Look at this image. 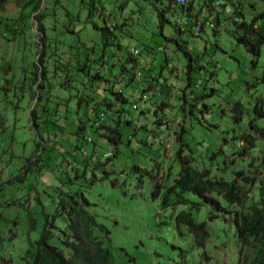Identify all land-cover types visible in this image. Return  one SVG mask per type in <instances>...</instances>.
Segmentation results:
<instances>
[{
    "label": "rangeland",
    "instance_id": "obj_1",
    "mask_svg": "<svg viewBox=\"0 0 264 264\" xmlns=\"http://www.w3.org/2000/svg\"><path fill=\"white\" fill-rule=\"evenodd\" d=\"M46 2L43 0L42 9ZM99 4L104 6L105 18L100 19V14H97L99 17L92 19L89 14L94 7L91 0H61L53 10L55 13L69 10L85 29L81 43L97 44L96 60L89 63L87 72L102 71L114 82L117 78L119 89L116 91L130 96L134 108L146 110V114L134 111L135 125L141 130L127 144V134L134 128L127 129L124 133L126 144L119 145V153L115 156V146L108 143L102 131L88 128L85 138L80 140L56 131L59 126L73 129L75 114L79 110L76 100H72L73 97L70 99V94L61 93L63 90L59 85L64 80L63 74L58 76L56 73L60 78L56 86L52 85L56 94L52 89L51 92L47 89L44 93L38 91L35 99L32 98L36 88L30 86V74L24 67L30 62H38L41 56L38 51L42 47L33 48V42L40 41L35 20L37 13L35 11L31 15L26 32H21L19 37L8 42L2 35L10 36L12 33L9 29H17L14 19L18 17L19 9L12 0H6L0 9V18L3 17L0 26V68L12 67L2 70L3 73L0 71V264H25L22 256L29 246L27 240L39 236L45 220L44 213L51 216L57 214L62 190L66 193L78 190L88 197L91 202L88 210L96 215L111 237L106 245L112 251L114 264H236L241 246L235 235V224L227 222L229 219L225 221L223 213L212 219L215 211L209 205L193 211L195 220L207 222L209 230L206 245L198 247L192 233L185 226L176 224L174 216L182 208L164 209L163 195L154 196V190L158 176L159 179H166L170 168L173 170L171 177L180 170L181 164L174 156V131L181 123L188 127L192 123L195 125L188 141L190 147L201 153H195L197 166L211 168L214 175L220 173L227 179H230L233 168L244 166L242 161H238L231 165L230 170L223 171L224 157L218 154L212 159L209 147L213 145L215 150L220 147L225 132L233 128V104L241 101L251 108L254 98L263 92L261 82L257 81L264 73V49L262 57L255 60L246 47L237 42L233 22L235 18L251 22L253 16L264 9V2L227 0L226 8L217 6L210 10L196 0L193 13L198 20L217 22L219 18L220 25L217 30L209 25L203 26L201 35L195 32L193 35L189 32L183 34L180 39L184 43L182 47L165 40L161 33L158 13L167 8V0H101ZM236 6L241 8L243 18L232 16ZM166 17L173 22L179 20L172 12L167 13ZM198 20L197 24L200 23ZM97 22L102 27L105 23L118 24L120 28L116 34L122 47L104 49L100 32L93 28L92 23ZM183 24V29L187 30L186 17ZM164 28L163 34L166 36L173 32L169 24ZM149 45L161 48L156 55L140 53L143 47ZM155 50L151 49V52ZM129 54L139 57L141 63L145 62L153 70L155 80L149 82V77L138 76L134 82L128 83L127 75L125 80L120 77L118 61ZM45 61L46 66L39 65L40 71L48 68L53 60ZM109 69H112L111 73H108ZM51 71L50 66L47 77L52 84ZM78 91L80 96L87 95L88 87ZM46 96H49L48 101ZM58 96L65 97L63 103ZM163 103L168 107H163ZM191 107L193 114L190 113ZM35 108L39 114L36 123L31 119ZM56 108L59 109L58 114ZM81 109L82 113L85 105ZM60 116L63 120L53 123ZM45 120H48V124ZM201 122H209L211 126L203 129ZM41 123H45L47 133L69 139L61 148L57 147V143L50 142L58 150L50 151L51 160L47 162L36 157L33 159L40 142L38 124ZM166 124L172 127L170 136L165 131ZM143 139L149 143L146 146H152L151 151L140 150L137 140ZM44 146L47 152L50 146L46 142ZM224 148L227 150L228 146ZM40 154L44 156L47 153L42 149ZM110 156L112 160L105 164L103 160ZM86 159H89V164L83 163ZM97 159L101 163L96 167ZM133 163L141 164L145 169L136 170L132 168ZM42 165L46 167L42 168ZM85 166L88 167L84 175ZM74 168L76 171L80 169V178L74 179ZM111 168L115 172L113 169L108 172ZM67 175L73 180L65 183L63 177ZM189 196L193 201H198L196 197ZM220 200L224 207H229L224 199ZM31 214L37 220V228L32 232L29 230ZM55 219L58 224L64 223L62 216L58 215Z\"/></svg>",
    "mask_w": 264,
    "mask_h": 264
},
{
    "label": "trees",
    "instance_id": "obj_2",
    "mask_svg": "<svg viewBox=\"0 0 264 264\" xmlns=\"http://www.w3.org/2000/svg\"><path fill=\"white\" fill-rule=\"evenodd\" d=\"M100 1L91 0L94 7H92L89 14L92 19L99 14L100 19L105 18L103 14L104 6L99 4ZM167 1L169 3L167 8L158 13L161 33L165 40L182 47L184 46L183 41L180 40L182 35L187 32L193 35L197 27L198 17L193 13L196 0H188V3L184 5H177L176 0ZM262 1L264 2V0ZM5 2L6 0H0V9L3 8ZM12 2L19 9L18 17L14 19V24L18 30L10 28L9 31L12 35H2L8 42L19 37L21 32H26L31 15L35 11L37 13L35 20L40 41L38 43L34 41L33 48L41 46L42 50L38 51L41 56L38 62H30L29 65L24 67V70L30 74V86L36 88L32 98L35 99L38 91L44 93V90L48 89L47 91L51 92V89L53 90L52 85L56 86L60 81L58 76L63 74L64 80L59 85L63 90L61 93L70 94V99L73 97L72 100H76L79 111L75 114L76 118L72 124L73 129L68 128V126L66 128L59 126L56 131L59 130L60 135H73L78 140L85 138V131L88 128L102 131V134L107 137L108 143L115 146L113 153L115 156L117 152L119 153V145L126 144L124 141L125 131L134 128L133 131L128 133L129 135L127 134V144H129L131 142L130 138L136 136L141 130L135 125L134 111L139 110L140 113L146 114V110L138 107L134 108L130 96L124 95L122 91H116V89H119L117 78L114 82L112 79H108L109 75L102 73V71L87 72L89 63L96 60L94 54L97 52V44L92 46L89 42L81 43L85 29L80 25L78 17L72 16L69 10H65L64 13H55L53 8L59 2L61 3V0H47L43 9V0H12ZM66 5L70 8L69 4ZM203 5L210 10L216 8L207 3ZM220 6L226 8L227 0H224V4ZM169 12L182 15V25L168 19L166 14ZM232 14V16L239 15L243 18L239 6L235 7ZM185 17L188 31L183 29V19ZM207 21L209 19L202 22L203 26ZM213 23L217 30L220 25L219 18L217 22ZM233 23L237 42L243 44L255 60H258L260 56L262 57L264 49V9L256 13L251 22L239 21L235 18ZM2 24L3 17L0 18V26ZM92 24L94 30L101 34L104 49L114 46L122 47L119 35L116 34V31L120 28L118 24L105 23L104 27L100 26L98 22ZM166 24L171 25L173 29V32L168 36L163 34ZM91 35L95 36L94 33H91ZM160 48L161 46L153 47L149 45L143 47L140 53H154L156 55ZM151 49L157 50L151 52ZM138 58L134 57L133 54H129L127 58L123 57L119 60L120 75H118L123 77L124 80L126 79L125 75H127L128 83L134 82L138 76L149 77V82L152 79L155 80L152 76L153 70L145 62L141 63ZM45 59L53 60L50 65L52 84L48 82L49 77H47L50 73V66L40 71L39 65L46 66L47 64ZM11 68L10 66L6 69L2 66L0 71ZM20 68L23 67L20 66ZM30 71L32 72L30 73ZM111 72L112 69H109L108 73ZM56 73H58V76ZM113 76H117V74ZM257 82H261L263 86L261 96L254 98L251 108H247L241 101L235 102L231 108L233 128L225 132L220 147L216 150L213 145L209 147L212 150V159L216 158L218 154L224 157L223 171L230 170L231 165L236 164L238 161H242L244 166L233 168L230 179L220 173L214 175L211 168L197 166L195 153L200 155L201 153L190 147L188 141V136L193 135L195 125L192 123L188 127L185 123H181L178 125V129L174 131L176 142L174 156L181 164L180 170L171 177L173 170L169 167L170 171L166 179L157 177L154 190V196L163 195L164 209L182 208L174 216L176 224L185 226L192 233L198 247L206 245L209 230L207 222L195 220L193 211H199L203 205H209L215 211L212 213V219L220 217L219 213H223L225 221L229 219L227 222L235 224V235L241 246L236 264H264V73ZM148 86L151 88L152 85L149 83ZM87 87V95L80 96L81 93L78 90ZM53 91L56 94V91ZM185 96L186 94H184ZM58 97L62 99L60 102L63 103L65 97ZM46 99L48 101L49 96H46ZM39 100H41V95ZM58 105H60L59 102ZM83 105H85V110L81 113ZM162 106L168 107L166 103H163ZM66 111L69 112V108ZM55 112L58 114L59 109L56 108ZM155 113H158V109L155 110ZM190 113H194L192 107ZM79 114L82 115L79 117ZM38 116L36 108L33 109L31 119L35 123ZM58 120L63 119L60 116L53 123H57ZM44 122L48 124V120ZM45 123L38 124L40 127V142L37 144V154L33 155V159L36 157V159H45L47 162L51 160L49 159L50 151L58 150L57 147L61 148V145H65L69 142V139L60 135L57 138V134L47 133L44 130ZM210 126L209 122H201L203 129H208ZM166 128L165 131L170 136L172 127L166 124ZM157 129L159 128L157 127ZM157 129L153 130L157 131ZM161 129L164 130L162 126ZM45 136H47V140H45ZM137 141L140 142L141 151L143 148L148 151L152 150V146H146V144L149 145L147 139ZM44 142L50 146L47 152ZM50 142L57 143V147L51 145ZM143 142L145 143L143 144ZM226 145L228 146L227 150L224 148ZM71 146L77 147V145ZM42 149L47 153L44 156L40 154ZM112 158L110 156L103 162L106 164ZM83 163L89 164V159L84 160ZM100 163L101 160L97 159L95 166H99ZM132 166L136 170L144 168L138 163H133ZM221 166L219 163L220 168ZM45 167L46 165H42V168ZM87 167L85 166L82 174L85 175ZM74 169L76 171V168ZM112 169L115 172L114 168H111L108 172ZM79 170L78 168L74 179L81 177L82 174ZM63 179L65 183L73 180L68 175ZM61 195L63 196L59 195L60 201L57 205V214L51 216L44 213L45 220L39 236L36 239L29 238L27 240L29 246L22 256L25 264H114L112 251L106 245V241H110L111 237L105 226L98 221L96 215L88 210L91 205L88 197L78 190L68 191L67 193L62 190ZM189 195L196 197L198 201H193ZM221 198L229 204V207L222 205ZM58 215L64 219L63 224L56 222L55 218ZM30 224V232L35 231L37 220L32 214L30 215Z\"/></svg>",
    "mask_w": 264,
    "mask_h": 264
},
{
    "label": "built area",
    "instance_id": "obj_3",
    "mask_svg": "<svg viewBox=\"0 0 264 264\" xmlns=\"http://www.w3.org/2000/svg\"><path fill=\"white\" fill-rule=\"evenodd\" d=\"M203 4H206V3H208V4H211V5H213V6H217V5H221V4H224V0H200ZM186 3H188V0H176V4L177 5H184V4H186ZM182 15H178V18H179V20H178V23L179 24H181L182 25ZM200 22V21H199ZM206 26H210L212 29L213 28H215V25H214V23H212V22H206V24H205ZM203 30H204V28H203V23L202 22H200L199 24H197V27H196V30H194L195 31V33L197 34V35H200L202 32H203Z\"/></svg>",
    "mask_w": 264,
    "mask_h": 264
},
{
    "label": "clouds",
    "instance_id": "obj_4",
    "mask_svg": "<svg viewBox=\"0 0 264 264\" xmlns=\"http://www.w3.org/2000/svg\"><path fill=\"white\" fill-rule=\"evenodd\" d=\"M208 4V3H207ZM211 5V4H210ZM221 5H223V4H221ZM213 6V5H212ZM217 6H220V5H217ZM217 6H215V7H217ZM178 16V15H177ZM199 21V20H198ZM207 22H209V21H207ZM213 23V22H212ZM196 24H197V21H196ZM215 25V24H214ZM205 26L206 25H204V28H205ZM216 28V27H215ZM215 28H213V29H215ZM201 35V34H200Z\"/></svg>",
    "mask_w": 264,
    "mask_h": 264
}]
</instances>
